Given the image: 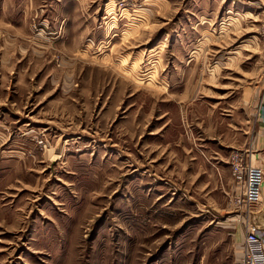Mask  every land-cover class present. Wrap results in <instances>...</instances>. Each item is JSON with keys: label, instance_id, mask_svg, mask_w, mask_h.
I'll return each instance as SVG.
<instances>
[{"label": "rangeland", "instance_id": "374dc122", "mask_svg": "<svg viewBox=\"0 0 264 264\" xmlns=\"http://www.w3.org/2000/svg\"><path fill=\"white\" fill-rule=\"evenodd\" d=\"M263 93L264 0H0V264H236L190 124L233 180Z\"/></svg>", "mask_w": 264, "mask_h": 264}, {"label": "crops", "instance_id": "0c3cea01", "mask_svg": "<svg viewBox=\"0 0 264 264\" xmlns=\"http://www.w3.org/2000/svg\"><path fill=\"white\" fill-rule=\"evenodd\" d=\"M105 18H108V16H106ZM254 103H255V114H254L255 124H253L252 128H250L251 134L248 139V143L241 152H243L244 156H246L247 159L250 160V163L254 167H259V169H261L263 172V180L260 187L261 200L255 208L256 210L254 214V223L258 225L260 235L264 238V93L260 96H257L254 99ZM259 108H260V117L258 119V117L256 116V112ZM196 116H198V114H187L185 118H190V117L194 118ZM198 117L200 118H196V119H198V121L201 122L200 124L196 123L195 126H193L194 124L192 121L190 124L192 125L193 129L196 131L197 138H195L193 143L189 146L188 153L191 154V159L198 160L202 164H204L203 166L206 167L205 170L206 174L210 173L215 178H217L218 175L220 179L223 178V180H225L223 182L224 185L219 187L217 186L213 190L214 193H210V195L212 194V196L220 198L221 191H223L226 188H228L226 190H230L231 185L233 187V180L231 178L228 179L229 151L234 149L235 150L241 149V148H239V146L237 145L236 140L230 141L227 145H224L222 143V140L220 138L219 126L216 123V120L214 119V114H208V116L199 115ZM256 119L258 122H256ZM210 120H212V124H210L211 126L210 130H212V134L208 135L204 131H202L200 126L198 125L205 123V121H207L208 124ZM186 121L187 119L185 120V122ZM215 123L217 128H214ZM185 130H186L184 131L185 134L188 133L187 127L185 128ZM183 137L184 138L187 137L188 140L190 139V137L188 138V135ZM242 216L239 217L242 218ZM235 223L236 222L233 223V228L236 229V235L238 237L237 244H240L243 241L245 229L242 228V225Z\"/></svg>", "mask_w": 264, "mask_h": 264}, {"label": "built area", "instance_id": "2783aa9c", "mask_svg": "<svg viewBox=\"0 0 264 264\" xmlns=\"http://www.w3.org/2000/svg\"><path fill=\"white\" fill-rule=\"evenodd\" d=\"M230 167L235 188L232 204L243 211L246 221L243 241L237 247L236 264H264V238L254 223L255 208L261 200L263 172L247 162L241 152L231 156Z\"/></svg>", "mask_w": 264, "mask_h": 264}]
</instances>
